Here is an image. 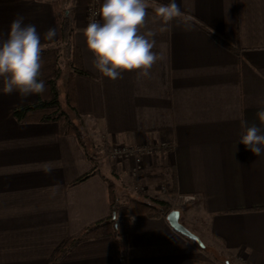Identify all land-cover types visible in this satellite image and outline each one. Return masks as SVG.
Instances as JSON below:
<instances>
[{"label":"crops","instance_id":"0c3cea01","mask_svg":"<svg viewBox=\"0 0 264 264\" xmlns=\"http://www.w3.org/2000/svg\"><path fill=\"white\" fill-rule=\"evenodd\" d=\"M87 1L76 0L71 11L74 42L90 73L74 77L78 111L100 125L105 147L150 148L109 163L126 189L139 182L146 195L171 200L147 168L159 148L170 146L175 194L196 196L190 204L197 205V217L179 211V220L190 219L205 247L175 232L165 217L129 218L122 208L117 223L127 238V264H264V209H255L264 207V153L255 156L237 145L243 121L264 132L256 116L264 108V0H177L182 16L155 37L160 58L150 74L124 72L115 81L93 67L83 34ZM148 3L151 17L167 0ZM18 15L36 26L42 47L57 42V33L44 39L50 27L56 30L49 0H0V34ZM193 18L236 41L239 53L217 43ZM2 87L0 82V264H47L64 238L109 215L106 177L95 174L71 185L92 166L76 138L59 134L54 122L14 120L12 109L37 94L22 99ZM141 166L134 179L130 170ZM56 264H114L112 241H82Z\"/></svg>","mask_w":264,"mask_h":264},{"label":"clouds","instance_id":"9594fccd","mask_svg":"<svg viewBox=\"0 0 264 264\" xmlns=\"http://www.w3.org/2000/svg\"><path fill=\"white\" fill-rule=\"evenodd\" d=\"M149 8L148 0H102L98 11L92 13L99 20L91 19L83 34L87 49L94 56L93 67L104 77L115 81L122 79L124 72L150 74L160 58L153 51L155 37L169 30L182 11L177 0L158 4L151 17ZM55 35V28L50 27L44 39L52 40ZM42 51L36 26L25 24L22 16L14 18L7 34H0V82L4 94L16 92L23 99L45 91V83L40 79ZM256 116L264 124V108ZM241 127L243 132L237 145L243 144L255 156L264 153V132L246 121Z\"/></svg>","mask_w":264,"mask_h":264},{"label":"trees","instance_id":"16d2710c","mask_svg":"<svg viewBox=\"0 0 264 264\" xmlns=\"http://www.w3.org/2000/svg\"><path fill=\"white\" fill-rule=\"evenodd\" d=\"M75 2L76 0H49L54 15L57 42L54 45L42 47V69L40 79L45 83V91L41 94H37L34 102L16 106L11 111L12 117L17 122H54L57 125L59 134H70L76 138L92 166L88 172L74 179L71 185L77 184L95 174H102L98 169L99 158L97 152L95 150L89 152L85 146L81 129L82 116L78 111L76 102L74 77L77 74L88 76L90 73L85 70L82 63L80 48L74 42L75 28L71 11ZM191 20H193L198 27L208 32L217 43L227 50L236 54L239 53L240 47L236 41L212 29L200 20L194 18ZM61 52L65 59V67L67 68L63 80V103L60 101L57 87V80L61 73V68H59V54ZM101 147H105V142H102ZM169 149L170 146L159 148L157 150L158 155L154 154L152 158L154 164L158 163L160 165L161 171L158 177L163 181L166 192L168 194H174L176 191V179L173 168L166 158V152ZM111 172L115 174L113 169H111ZM139 174L140 173H137V177ZM105 180L108 188L109 215L83 227L78 233L64 238L53 249L47 264H56L78 243L101 237H109L112 241L114 264H127V238L126 234L119 231L117 223L120 200L116 193L114 182L108 181V179ZM123 208L129 218L137 215H145L149 218H160L165 217L173 210L168 200L150 197L141 190H138L135 196L127 197L124 201ZM255 209H264V207ZM186 239L198 246L193 240L189 238Z\"/></svg>","mask_w":264,"mask_h":264},{"label":"rangeland","instance_id":"374dc122","mask_svg":"<svg viewBox=\"0 0 264 264\" xmlns=\"http://www.w3.org/2000/svg\"><path fill=\"white\" fill-rule=\"evenodd\" d=\"M88 1H87V3H88ZM87 3H86V5H87ZM59 59H60L59 68H61L60 69L61 73H60V76L57 80V87H58V91H59L60 101H61V103H63V91H64L63 80H64V77L66 75L67 68L65 67V59L63 57L62 52L59 54ZM87 118L88 117H86V118L82 117V126H81L85 146L89 152H93L94 150L97 152L98 158H99L98 159V169L100 170V173H102L106 177V179H108V181L109 180L113 181V182H115L114 184H116L117 179L115 178V174H113L111 172V168L109 167V163L111 162V160L113 161V159H111L110 156L108 155V149L112 145H107L106 147H103V148L101 147L102 143H101L100 130H99L100 125L92 122V120L91 121L88 120ZM115 145H119V144H115ZM126 147H128V146H126ZM134 147H136V146H134ZM137 147H138L139 151H142V150H140L142 146H137ZM150 160H152L151 161L152 164L147 166V168L150 169V172H151L150 176L156 177L157 179L161 180L158 177V174L161 171L160 165L158 163L154 164L153 158H151ZM142 169H143L142 166L138 167V168L135 167V170L134 171L130 170L129 173L132 175V177H134V179H139V176L137 177V173H142V171H141ZM122 182L125 183L123 180H119V183H117L118 186L115 185L116 193H117L119 200H120V208L119 209L123 208L124 201L126 200L127 197L135 196L138 190H141L144 192L142 185H140L139 182H137V183L135 182L133 189H126V187L123 185ZM160 190L163 192L166 191V187H165L162 180H161V184H160ZM171 195H172V198H171V200H169V202L172 206V209H178L181 213L183 211H186V214H188L187 218H189L191 215L193 217H197V213L195 211V209H197V205L190 204L191 202H193L196 199V196L194 194H189V195L195 196V198L189 202H182L181 199L178 198L179 194L174 193ZM150 197H152V196H150ZM167 197H168L167 195L164 196V198H167ZM187 204H190V205L186 206ZM187 218L182 216L180 218L181 223L184 226H186L190 231H192L196 234L197 233L196 228L193 226L192 222H190V219H187ZM195 219H197V218H195ZM117 222H118V220H117ZM218 261L220 262L219 264H224L223 260H218ZM198 264H203V263L200 262ZM230 264H232V263L230 262Z\"/></svg>","mask_w":264,"mask_h":264},{"label":"built area","instance_id":"2783aa9c","mask_svg":"<svg viewBox=\"0 0 264 264\" xmlns=\"http://www.w3.org/2000/svg\"><path fill=\"white\" fill-rule=\"evenodd\" d=\"M98 0H89L86 5V14H87V24L91 19L99 20V16L93 17L92 13L98 11ZM143 152H150V148L142 146L141 149ZM139 151L138 147H126L123 145H112L108 149V155L113 160H123L129 157V155L134 154ZM135 168L132 169L134 171ZM178 198L181 199L182 202H189L195 198L194 195L189 194H179Z\"/></svg>","mask_w":264,"mask_h":264},{"label":"water","instance_id":"95a60500","mask_svg":"<svg viewBox=\"0 0 264 264\" xmlns=\"http://www.w3.org/2000/svg\"><path fill=\"white\" fill-rule=\"evenodd\" d=\"M166 221L168 222L169 226L180 235L193 240L198 246L202 247L203 243L198 237L197 234L190 231L186 226H184L179 220V210L173 209L171 210L166 216Z\"/></svg>","mask_w":264,"mask_h":264}]
</instances>
